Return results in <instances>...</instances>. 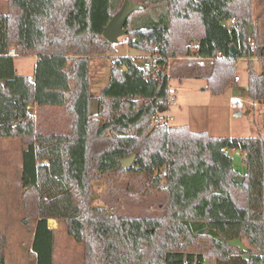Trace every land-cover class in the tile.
Here are the masks:
<instances>
[{
	"label": "trees",
	"instance_id": "trees-1",
	"mask_svg": "<svg viewBox=\"0 0 264 264\" xmlns=\"http://www.w3.org/2000/svg\"><path fill=\"white\" fill-rule=\"evenodd\" d=\"M131 1L142 8L125 25L128 47L156 66L116 58L95 113L89 60L115 51L102 32L124 0H8L0 13V138L25 147L24 213L38 219L29 258L53 264L47 220L55 219L82 246V264H264V136L213 137L156 119L166 110L168 59H211L207 89L217 96L231 87L238 59L264 62L252 0ZM17 56L37 57L32 77L16 73ZM247 95L264 102V65L257 73L248 62ZM222 149L242 154L243 175ZM111 174L141 175L163 194L162 215L93 206V183L109 184ZM5 245L0 235V264Z\"/></svg>",
	"mask_w": 264,
	"mask_h": 264
},
{
	"label": "rangeland",
	"instance_id": "rangeland-1",
	"mask_svg": "<svg viewBox=\"0 0 264 264\" xmlns=\"http://www.w3.org/2000/svg\"><path fill=\"white\" fill-rule=\"evenodd\" d=\"M7 8L8 0H0V13L5 14ZM252 16L257 41L264 44V0H252ZM126 39L127 37L119 38L113 53L91 57L89 60L92 113L97 110L95 97L108 85L111 66L116 58L132 57L138 67H143L144 54L128 47ZM190 58L194 57H175L168 61L169 87L166 110L161 113L158 110L156 119L167 118L170 125L185 124L193 133L206 132L213 137L264 136V102L254 103L247 95L248 62L251 61L252 68L257 73L261 72L264 62L258 61L257 58L238 59L231 87L217 96L207 89V77L211 73L213 61L205 62ZM35 62L33 56L14 57L16 73L32 77ZM174 101L176 104L169 106L170 102ZM21 149L15 139L0 140V177L9 178L11 185L14 183L11 179L19 180ZM228 153L232 158L233 169L243 175L246 167L242 154L233 150H229ZM109 178V184L103 181L93 183V206L105 208L110 215L127 218H157L162 215L163 194L150 189L141 175L111 174ZM11 198L18 202V194H13ZM19 198L24 212L23 189ZM27 219L29 218L24 213L23 222ZM54 242L56 250L53 264H82V246L67 234L65 225H61ZM231 244L238 249H247L245 241L235 240Z\"/></svg>",
	"mask_w": 264,
	"mask_h": 264
},
{
	"label": "crops",
	"instance_id": "crops-1",
	"mask_svg": "<svg viewBox=\"0 0 264 264\" xmlns=\"http://www.w3.org/2000/svg\"><path fill=\"white\" fill-rule=\"evenodd\" d=\"M33 57L35 58V61H37V57L35 56ZM190 59L212 62L211 59H199V58H190ZM172 104L175 105L176 104L175 101L173 103L170 102L169 106H171ZM30 108L33 111L35 110L33 106H30L29 109ZM165 122H167V125L173 126L168 123L167 118ZM177 126H186V125L182 124ZM7 139H13V138H0V140H7ZM15 140L19 142L22 148L21 161L18 165V170L21 176L22 153L25 147L21 145L18 139ZM20 176H19V180L11 179L14 182L13 185L10 184L9 178H5V176L4 178L0 177V235L4 237L6 242L4 249V264H36L35 260L29 258V253L32 251V245H33L38 219L29 218L23 222L24 220L23 204L19 198V194H21L22 191ZM13 194H18V199H17L18 202H16L15 199L11 198ZM62 224L64 225L63 221H59L55 219L47 220V227L53 232V254H52L53 262H54V256L56 250L54 238L56 233L61 230Z\"/></svg>",
	"mask_w": 264,
	"mask_h": 264
},
{
	"label": "water",
	"instance_id": "water-1",
	"mask_svg": "<svg viewBox=\"0 0 264 264\" xmlns=\"http://www.w3.org/2000/svg\"><path fill=\"white\" fill-rule=\"evenodd\" d=\"M142 7L140 5L134 4L131 0H124L119 11L109 20L102 32V37L110 44L117 45L119 38L126 37L125 25L129 16ZM138 41L136 40L135 43ZM231 55L235 56L236 51L234 47H231ZM164 109H159V113L163 112ZM134 156L123 159L120 161L121 166L127 169L133 162ZM236 182L242 184L243 178L239 177Z\"/></svg>",
	"mask_w": 264,
	"mask_h": 264
},
{
	"label": "built area",
	"instance_id": "built-area-1",
	"mask_svg": "<svg viewBox=\"0 0 264 264\" xmlns=\"http://www.w3.org/2000/svg\"><path fill=\"white\" fill-rule=\"evenodd\" d=\"M228 23L231 24V25H233L234 24V20L231 19ZM125 43L126 44L128 43V40L127 39L125 40ZM156 50H157V48L154 49V51H156ZM10 54L13 55L14 52L12 51V52H10ZM154 60H155V57H150V60L149 61H145L144 60V63H143V67L142 68L145 69V70H150V69L155 68L156 64L154 63ZM168 61H169V59L167 60V65H168ZM237 80L238 79L236 78V81ZM29 81H31V79H29ZM221 152L224 153V154H228V150H226V149H222Z\"/></svg>",
	"mask_w": 264,
	"mask_h": 264
}]
</instances>
